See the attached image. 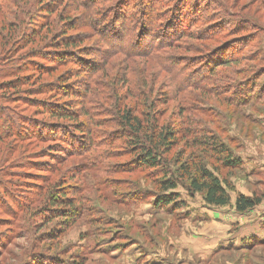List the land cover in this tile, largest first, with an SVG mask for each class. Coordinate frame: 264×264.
Segmentation results:
<instances>
[{
	"label": "rangeland",
	"instance_id": "rangeland-1",
	"mask_svg": "<svg viewBox=\"0 0 264 264\" xmlns=\"http://www.w3.org/2000/svg\"><path fill=\"white\" fill-rule=\"evenodd\" d=\"M46 1L56 5L45 17L44 0H0V264H264V68L255 72L264 66V0H224L216 11L225 29L246 28L221 40L231 42L226 58L255 54L229 67L216 65L222 56H207L217 44L205 42L202 51L199 36L180 37L148 62L145 52L160 41L150 30L164 24L147 23L143 0H78L68 12L73 0ZM212 1L186 0L185 22L195 6ZM46 20L56 34L46 33ZM67 20L76 26L69 35L97 29L79 45L91 48L89 55L44 73L51 65L44 55ZM31 26L37 38L29 37ZM100 32L110 45H102ZM163 60L180 79L161 71ZM17 78L21 86L8 87ZM148 104L177 134L166 167L178 174L179 160L203 163L230 185L228 205L189 196L181 180L173 191L179 205L155 206L166 169L136 165L119 117L126 108L151 114ZM68 106L83 115L76 120L82 133L48 113ZM203 136L217 138L226 153L203 151ZM226 160L240 163L232 168ZM59 194L71 207L48 204ZM239 194L263 199L239 213Z\"/></svg>",
	"mask_w": 264,
	"mask_h": 264
},
{
	"label": "trees",
	"instance_id": "trees-1",
	"mask_svg": "<svg viewBox=\"0 0 264 264\" xmlns=\"http://www.w3.org/2000/svg\"><path fill=\"white\" fill-rule=\"evenodd\" d=\"M103 1L104 0H93L92 4L100 5L103 3ZM143 1H145V3L143 4V8L146 11H144L145 14L143 18L147 21V23L152 24L155 21H163L162 24H164L163 26H157L160 28L156 31L150 30V32L153 33L157 32L156 34L160 33V41L159 49L155 47H149L150 52H145L143 57L148 62H152L153 54H159L162 48L170 47V44L174 41H178L180 37H190L195 39V37L199 36V41H201L200 47H202V51H204V49L205 51L207 50L206 45L204 44L205 42L217 44V46H215V48L210 51L211 55L207 56L211 57V59L212 57L222 56L216 62V65L220 67H229L230 65L234 64L236 65L243 60L248 62L251 61L255 56L254 54V56H248L247 58H245L244 55L230 56L226 58V56L224 55L225 52H227L225 50L229 49L231 42L225 41L224 43H222L221 40L224 37H231L230 39H236L239 37L237 35L242 32L244 33V29H246L242 26V23H239L236 28L230 29H225L224 22L221 24L222 19L219 17L218 12L216 11L224 10V0H222V2L221 0L212 1L210 3L211 6H206V2H204L202 8H200L199 5L195 6V10L192 14L193 18H191L188 24L187 22H185L186 14L182 12V10L184 9H189L188 7H185L186 0ZM76 4L77 6L80 5L78 3V0H73V2L66 4L63 8V12H65L66 10L68 12ZM53 5L55 6L56 4L53 3ZM212 5H214V7ZM54 6L50 5L46 0H44L43 15L45 17L51 15L52 11L54 10ZM87 9H89V6L87 7ZM58 18L61 20L64 19L63 16H59ZM64 25L67 26H65V28L63 26L61 27L63 28V30L59 32V35L56 37V39L52 40L50 48L48 47L49 49L44 55V61L51 64H44V67H42L44 68V73H47L46 71H50L55 68L52 64L56 66L63 65L65 62H67L68 59L74 58V55H77V59H80L81 55L86 57H88L89 55V49L91 48L87 46L82 47L79 45L80 43L91 41L93 35L97 34V29L95 27H92V35H87L86 32L82 33L81 35H69L68 33L76 29V26L70 24L69 20L64 21ZM198 25H200V29L197 33H194L191 29L198 27ZM30 29L32 33L29 35V37L37 38L39 32L36 31V28L31 26ZM185 29L187 31H185ZM44 30L46 31V33L50 32L56 34L58 32L53 22H48L47 20L44 24ZM207 31H210V34L206 33ZM105 36V33L100 34V37L102 38L101 43L103 46H108L110 45V42H104V39H106ZM248 41V39H244L243 43H241V46L238 47L237 52L243 51V49L246 48V44H248ZM143 43L144 42H141L140 46L138 44V48H140ZM120 46L121 47L119 49L121 51L123 46L122 44H120ZM141 49L144 50V47H141ZM128 50L131 49L128 48ZM80 61L84 62V64L86 63L83 60ZM86 67H84V72H87ZM166 67L167 62L165 60L159 63V68L161 69V71L167 73V75L169 74L168 71H170V73H174L175 77H180L181 73L178 72L179 69H177V67L172 68L173 71L170 68L169 70H167V72ZM262 68H264V66L258 68V70L255 72H259ZM168 76L170 77L171 75ZM21 84V79L17 78L16 80H11V83H9L8 87L14 89L18 88V86H21ZM58 87H60V85H58ZM44 91H49L48 93H51V95L55 94V96H61L62 93L61 90L53 86H47ZM74 93L75 92H72L71 95H74ZM70 107L71 106L65 108L61 107L50 109L48 113L54 119L72 122L76 127L74 129V132L82 133L84 125L81 122L77 123L76 120L83 115L78 112L79 110H73ZM152 107V104L144 106L145 110L147 109L152 111L151 114H146L144 109H141V111H134L131 108H126L122 111L119 110V117L122 124L128 130L130 136L128 141L130 144V149L134 151L136 165L144 168H149L151 170L160 169L161 171H164L163 169H166V171L163 172V176L165 177L162 178L160 183L161 192H159L158 196L155 197V206L158 208L169 207L170 205L178 206L179 204L177 203V200L179 196L178 194L173 193V191H175L178 185L181 184V180L185 182L186 185L182 187L185 188L189 196L193 197L196 193L201 194L203 197V201L208 206L224 207L228 205L230 202L228 194V190L231 189L229 188L230 185L226 182L221 181L203 163L197 164L194 161H190L191 163L189 165L187 164V162H180L179 160L178 174L173 173L170 168L166 167V155L169 154L173 149V143L177 134L174 130H172V128H170V126H167V124L163 120V114L154 112ZM56 135L57 134H54L53 136ZM197 142L198 146L201 147L203 151H205L206 153L210 151L211 155H216L218 157L226 153L225 150H222L223 145L219 144L217 138H215L214 136H207L206 138L203 136V138L198 139ZM227 157H229V155H227ZM224 163L228 167L235 168L239 165L240 161L226 160ZM262 197V195L258 196L255 194H252L251 196L239 194L235 199V210L239 213H244L246 211L252 210L261 204L263 199ZM61 198L63 197L59 194L55 199L52 198V200L48 204L50 206L59 205L64 207H71L70 203L67 200H61Z\"/></svg>",
	"mask_w": 264,
	"mask_h": 264
}]
</instances>
